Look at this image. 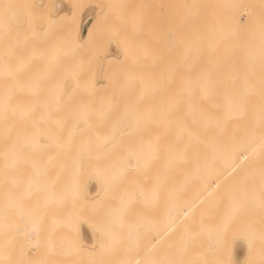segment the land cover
<instances>
[{
  "label": "bare ground",
  "instance_id": "obj_1",
  "mask_svg": "<svg viewBox=\"0 0 264 264\" xmlns=\"http://www.w3.org/2000/svg\"><path fill=\"white\" fill-rule=\"evenodd\" d=\"M15 6L16 0H0V196L15 187L24 192L15 203L8 190V198L0 200V220L4 209H15L10 217L20 220L13 222L15 234L36 242L57 231L67 255L73 250V233L80 243L76 253L95 255L104 243L107 249L116 246V252L127 244L117 245L126 241L121 223L103 226L92 217L79 223L68 211L70 203L79 199L82 175V202L88 199L85 204L95 207L107 189L113 197L116 190L138 189L148 169L170 177L158 180L156 264H216L223 236L232 245L235 262L241 263L246 243L239 230L245 205L224 183L228 173L264 174V0H186L183 10L175 7L176 14L165 19L157 15L158 25L171 22L168 27L173 29L159 33L170 31L172 36L157 31L164 44L146 47L137 37L142 22L137 14H126L125 30L130 24L139 33L133 36L129 27L131 35L123 36L130 37L127 42L114 35L119 44L108 45L101 58L111 59L107 64L114 69L91 68L89 77L87 68V78H82L80 65L71 66L78 58L75 51L76 59L68 58L75 59L72 64L66 65L62 57L66 63L57 66L59 86L52 77L56 84L51 87L37 68L60 53V39L51 41L49 21L38 24L30 14L12 13ZM93 12L88 8L68 17L62 30L74 47L93 45L104 32L105 18ZM120 61L124 63L118 66ZM55 141L61 163L57 191L52 173ZM98 160L105 167H93ZM103 170L111 173L110 182ZM54 192L61 212L38 214L39 205ZM18 210L24 214L19 216ZM116 217L112 213L111 221ZM259 229L264 249V219ZM133 234L141 236L137 228ZM141 242L140 237L136 254L114 253L106 263H93L148 264L141 261ZM64 264L79 263L67 257Z\"/></svg>",
  "mask_w": 264,
  "mask_h": 264
},
{
  "label": "rangeland",
  "instance_id": "obj_2",
  "mask_svg": "<svg viewBox=\"0 0 264 264\" xmlns=\"http://www.w3.org/2000/svg\"><path fill=\"white\" fill-rule=\"evenodd\" d=\"M179 1H181L179 4H182L183 2L184 3L183 6H185L186 0H16V6L14 8V11H12V13L16 12L18 14H30L31 17H34L33 21L38 22V24L49 21L50 25L52 26V27L50 26V32H49L52 36L50 37L51 41L55 40L54 42H56V40L58 39L60 40L63 39L62 40L63 42L59 40V44H58L60 49L64 47V50H60L58 48L61 54L57 52L58 51L57 50L56 52L58 55L53 53L54 54L53 56H55V58L51 56L50 58L51 60L49 59V61L47 62L48 65H43L37 68L39 75L41 76L43 75V77L46 78L45 85L51 87L52 84L55 85L56 83H57L56 86H59L57 82V79L60 78L59 77L60 68L57 67L58 64L65 66L66 61L64 59H66L68 62L66 63V65L70 63L72 64L76 59L75 58L77 55L76 53H78L77 57L79 59L80 57H82L84 58L85 61L81 58L83 60L82 63L81 60H78L79 64H76L78 63L77 62L78 58H77L75 64L73 63L71 66L80 65L79 76L81 75L82 78H87L88 75L89 77L93 76V73L90 72V70L92 69L95 70L96 67H100V69L102 70L105 68H108V70L114 69L112 68L113 66L112 64L111 65L107 64L110 63V61H112L111 59H109L110 61H108V60H102L101 58L104 57L105 54L107 53V48H109L108 45L115 46L119 44L117 43L118 40H116L117 35L119 36V38H122L126 32L127 33L129 32L130 30L129 27L131 26L130 24L127 29L128 31L125 30L126 26H128L129 23L127 22L125 24L126 21L124 20L125 16H128L126 14H137L139 21L142 22V25H140L141 23L139 24V22L138 25L143 28L142 30L144 33L141 31L140 27H139L140 31L139 30L134 31L135 28L130 27L133 30L131 31L133 36H136L135 32L137 33L142 32L141 33L142 35H140V33L139 35L137 34L138 41H140L139 37L142 40L141 43L142 46L146 47L148 46V44L153 45V43L154 42L156 43L157 41H158L157 43H159L160 41L161 42L160 44H162L163 36L165 35V32H162L163 34L159 32L164 31V29L166 28L168 30L170 29L171 31H173V29L168 27L171 24V22L168 19L166 20L170 22L169 25L167 22L165 23V25L167 24L166 26L163 25L164 23L163 24L160 23V25H158V22L156 23V20L157 21L159 20L156 19L159 18L157 17V15L160 14L159 15L161 16L160 19L162 18L165 19L166 14L168 17L171 13L177 12L174 11L176 6L174 7L173 5V4L176 5V3H177L176 9L179 12V8H178L180 6L178 4ZM57 2L60 3V7H57L56 4ZM171 6L174 8H172ZM183 6L182 7L180 6L181 10L185 8ZM168 7H171L170 8L171 12L169 11ZM88 8H91V10L94 11L93 14H96V16L97 14L98 16L102 15L101 19L105 18L104 19L105 21H103L104 22L103 30L104 32L107 31L108 33L105 34L104 32H102L100 38L93 45H87L83 48H80L79 46L74 47L72 43L73 41L72 37L64 33L65 30L64 25L66 24L70 14H83L84 11ZM161 14L164 16H162ZM127 20L129 21V19ZM172 20L173 19L171 18V21ZM176 21L177 20H175V22ZM148 24H150V27ZM156 24L158 25V27L160 26L159 30L158 27H156L157 26ZM138 25L136 26V28L138 27ZM172 25L174 26L175 24L173 23ZM172 25L171 27H173ZM183 25H185L186 27V24ZM178 26H180V24ZM175 29L176 28H174V30ZM178 29L180 30V28ZM157 31L159 34L163 35V36L159 35L160 38L159 40L156 37ZM131 32H129V36L131 35L130 34ZM168 32H166L167 34L165 35V37L167 38L170 35L172 36V34H170L171 32L170 31ZM58 33L63 35H59ZM109 33L110 36L106 38V35ZM115 34L117 35L114 36ZM105 38L108 39L106 44H105L106 42ZM111 38L114 39L112 40ZM129 38L130 37H128V39ZM167 38L164 39L167 40ZM124 39L126 42L128 41L127 38ZM132 39L134 38L132 37ZM136 41L137 39L135 40V42ZM155 43L154 45L157 44ZM60 45L62 48L60 47ZM104 46H106V48H104ZM68 50L69 53H67ZM65 51L66 53H64ZM64 54H66L68 57L65 55L66 56L65 58V56H63ZM62 57L64 59H62ZM73 57L75 59L72 62H70L71 60L69 61V59H72ZM53 60L56 61H54V63H51L53 62ZM60 60L62 61L61 63L59 62ZM84 62H85V66L82 67V65H84ZM50 63L51 65H49ZM87 63H91V65L93 64V66ZM118 63H120V65L118 66H121L123 65L124 62L120 61ZM52 64H55V66L54 65L52 66ZM99 64H103V66H99ZM81 67L83 68V71L88 68L89 69V72L87 70L88 74L86 71L81 72L80 71L82 69ZM58 71H59V76L57 75ZM85 72L87 76L85 75ZM52 77H56V83L53 82L55 78ZM54 143H55V147L53 153H54L55 167L52 168V173L54 176L53 189L57 191V186H59V177H60L59 165L61 163L59 160V153L57 150V142L55 141ZM105 164L106 163L102 162V160H98V162H95L93 164V167L104 166ZM68 169L73 170L71 167H68ZM103 173L106 182L108 181L110 182L111 173L110 172L108 173L106 170H103ZM144 173L145 174H143L142 179L139 180L138 182V185H140L138 189H134L132 193L128 192L125 189L116 190L114 192L116 194L115 197L112 196L113 191L111 189H107L104 193H102V199L99 200V203L96 204L95 207H89L85 204V201L87 202L88 199H86L84 203L82 202L81 188H84V182H83L84 179L82 175L80 182L82 186L79 191V199L78 201L77 200L72 201L70 203V206L73 208L68 209V211H70L75 217H77L79 223L87 221V219L90 217H92L95 220V222L102 224L103 226L108 225V223H110L109 226H112V224L116 222H120L121 223L120 230L123 229V231L125 232L126 241H120V244L117 245L124 246V244L127 243L124 247L119 248L115 252L116 246H111L109 244L107 249L106 243H104V249H101V247H99L95 255L94 253H89V252L88 255H86V253L84 252L81 253L80 251L76 253L74 248H76L78 245L80 246V243H79V238L76 237V233H73L70 235L72 239L70 241V244L73 250L70 249L69 255H67L66 249L64 247L65 243L61 241V235H59L57 231L55 234L49 233V235L47 234L40 236L36 242L34 241V239L33 240L29 239V237H27L25 234H22L21 236L15 234L18 228L15 225H13V222H19L20 220L18 218L10 219V217L12 216L14 217L16 210L11 209L7 211V209L6 210L4 209L3 219L0 220V264H64L67 257H70L72 259L76 258L79 264H86V263L95 264L93 262H101V261L106 263L110 259L111 255H113L114 253H116V255H119L120 257H123L126 254L129 255H132V253L136 254L139 247V245L137 244V240L140 237L142 239L141 246L143 247V251H142L143 258L141 261H144L148 264H156L157 248L155 244V239L157 234V229H156L157 212H158L157 209L158 208L160 209L158 205V199H159L158 188L160 187V185H158V180L161 181L162 179V181H168L170 180V177L163 175L159 177L154 172L150 173L148 169H146ZM225 180L226 182L224 183V186L228 188H232L233 190L237 191L239 193L240 199H242L245 205L244 211L246 213V219L240 222L241 225L239 231L241 232V236H242L241 242L243 243L245 241L246 243L245 246L246 249L244 251L245 254L243 255L244 256L243 261L241 263H236L233 255L232 245L230 242L226 241L225 237L223 236L222 238L218 239L220 240V243L224 241L225 244L222 245V247H220L218 250H216V255H217L216 264H264V249H262L260 245V229H259L260 220L264 219V207H263L264 206V174L257 171H246L239 173L237 175L228 173L225 176ZM8 190L11 192V197H14L12 201H14L15 203L19 202V200L22 199L24 190L21 187H15V188H11V190L13 191H11L10 189H4L5 192L1 193L0 200H4L8 198ZM59 202L60 200H59L58 192H56V194L54 192V195L51 194L47 202L44 201L39 205L38 214L42 215L50 212L60 213L61 210H60ZM112 207L116 211H112ZM112 213H116L117 215L114 221H111ZM17 214H19V216H22L24 212L22 210H18ZM135 228H137L138 232L141 233V236L138 235L139 236L138 238H136L133 234ZM51 230L54 231V228L52 227ZM77 243L79 244L76 245ZM248 245H250V248H247ZM90 254L98 257L96 259L91 258ZM131 260L133 261L134 258L131 257Z\"/></svg>",
  "mask_w": 264,
  "mask_h": 264
}]
</instances>
